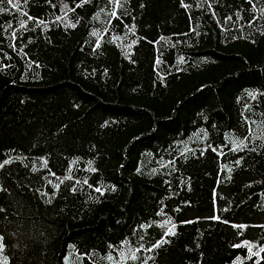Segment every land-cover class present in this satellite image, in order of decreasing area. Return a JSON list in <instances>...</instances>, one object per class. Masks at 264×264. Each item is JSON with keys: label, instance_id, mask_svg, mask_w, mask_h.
<instances>
[{"label": "trees", "instance_id": "obj_1", "mask_svg": "<svg viewBox=\"0 0 264 264\" xmlns=\"http://www.w3.org/2000/svg\"><path fill=\"white\" fill-rule=\"evenodd\" d=\"M0 238V264H264V0H0Z\"/></svg>", "mask_w": 264, "mask_h": 264}, {"label": "rangeland", "instance_id": "obj_2", "mask_svg": "<svg viewBox=\"0 0 264 264\" xmlns=\"http://www.w3.org/2000/svg\"><path fill=\"white\" fill-rule=\"evenodd\" d=\"M243 245H245L246 247L249 248L250 252L254 253V254H259L261 247L255 245L254 243L250 242V241H243L242 243Z\"/></svg>", "mask_w": 264, "mask_h": 264}, {"label": "snow or ice", "instance_id": "obj_3", "mask_svg": "<svg viewBox=\"0 0 264 264\" xmlns=\"http://www.w3.org/2000/svg\"><path fill=\"white\" fill-rule=\"evenodd\" d=\"M30 19H31V17H29ZM97 191H99V189H97ZM172 231V229H169V232H171ZM0 239H2V238H0ZM133 259H135V257H133Z\"/></svg>", "mask_w": 264, "mask_h": 264}]
</instances>
